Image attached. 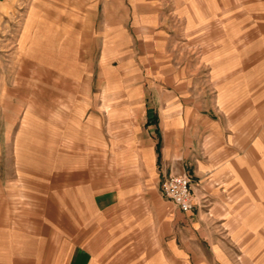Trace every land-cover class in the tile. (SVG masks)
Listing matches in <instances>:
<instances>
[{"label": "rangeland", "instance_id": "374dc122", "mask_svg": "<svg viewBox=\"0 0 264 264\" xmlns=\"http://www.w3.org/2000/svg\"><path fill=\"white\" fill-rule=\"evenodd\" d=\"M9 1L0 264H264V0ZM174 105L226 143L180 240L147 190Z\"/></svg>", "mask_w": 264, "mask_h": 264}, {"label": "crops", "instance_id": "0c3cea01", "mask_svg": "<svg viewBox=\"0 0 264 264\" xmlns=\"http://www.w3.org/2000/svg\"><path fill=\"white\" fill-rule=\"evenodd\" d=\"M9 2V0H0V28L8 17ZM167 108L166 112L172 116L161 117L158 111L156 120L146 126L149 134L155 138V140L150 139L152 174L147 190L155 203L163 204L165 207L172 204L170 211H165L163 215L166 230L172 227L180 240V233L185 236L184 233L192 230L190 226H194L192 222L194 217L202 210H210L215 205L212 194L216 191L212 184L216 177L217 166L213 154H216L217 148L226 150V143L221 141L223 134L218 124L208 117L196 113L194 116L196 123L192 122L191 118L187 123L184 121L185 117L180 116L179 106ZM223 161H227V158ZM186 174L190 175L192 180L193 208L191 211L182 212L160 194L159 182L168 175Z\"/></svg>", "mask_w": 264, "mask_h": 264}, {"label": "built area", "instance_id": "2783aa9c", "mask_svg": "<svg viewBox=\"0 0 264 264\" xmlns=\"http://www.w3.org/2000/svg\"><path fill=\"white\" fill-rule=\"evenodd\" d=\"M160 194L171 201L180 211L193 208L192 180L188 175H168L159 182Z\"/></svg>", "mask_w": 264, "mask_h": 264}]
</instances>
